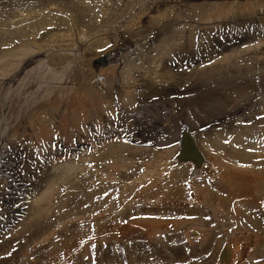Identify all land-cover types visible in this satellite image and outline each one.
Wrapping results in <instances>:
<instances>
[{
  "label": "rangeland",
  "instance_id": "1",
  "mask_svg": "<svg viewBox=\"0 0 264 264\" xmlns=\"http://www.w3.org/2000/svg\"><path fill=\"white\" fill-rule=\"evenodd\" d=\"M263 199L264 0H0V264H264Z\"/></svg>",
  "mask_w": 264,
  "mask_h": 264
},
{
  "label": "bare ground",
  "instance_id": "2",
  "mask_svg": "<svg viewBox=\"0 0 264 264\" xmlns=\"http://www.w3.org/2000/svg\"><path fill=\"white\" fill-rule=\"evenodd\" d=\"M243 76V75H242ZM244 77V76H243ZM193 137L191 136V134L188 132L187 133V137L185 138V144H184V147H183V152L185 155H190V156H193L197 161L200 160L199 159V156H198V153H197V150L194 148V143H193ZM180 150V145H179V149L178 151ZM178 160V153L176 154L175 156V159L174 161L179 164V163H188V166H189V170H188V173L186 174V177L184 179V188L186 187V189L188 190L187 192V195H189V191L190 189H193V179L197 176H199V165L201 164V160L198 161V163H196L195 161L191 160V159H186L185 160H181V161H177ZM205 160V158H204ZM173 161V162H174ZM205 162V165L209 168V169H213L214 168V165L210 162H208L207 160L204 161ZM191 170V171H190ZM192 191V190H191ZM262 206L264 208V199L262 201ZM228 253V251H227ZM224 256H226L225 254H223L221 252L220 256H219V260H218V263L217 264H221L220 262L224 261Z\"/></svg>",
  "mask_w": 264,
  "mask_h": 264
},
{
  "label": "water",
  "instance_id": "3",
  "mask_svg": "<svg viewBox=\"0 0 264 264\" xmlns=\"http://www.w3.org/2000/svg\"><path fill=\"white\" fill-rule=\"evenodd\" d=\"M187 133L188 132H187L186 129H183L182 132H181V136H180L181 137L180 138V150L178 151V160L177 161L179 162L181 160H185L186 161V159H191V160L195 161L196 163H198V161L203 159V156H202L200 150H198V148L196 147V144H195L194 140H193L194 148L197 150V153H198V156H199L200 160L197 161L193 156L185 155L184 152H183V150H184L183 147H184V144H185L184 141H185V138L187 137ZM227 251H228L227 245H224L223 250H221V252L226 255V256H224V258H225L224 260L227 259V256H228Z\"/></svg>",
  "mask_w": 264,
  "mask_h": 264
}]
</instances>
